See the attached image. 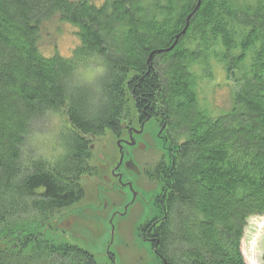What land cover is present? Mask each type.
Masks as SVG:
<instances>
[{
  "label": "trees",
  "instance_id": "trees-1",
  "mask_svg": "<svg viewBox=\"0 0 264 264\" xmlns=\"http://www.w3.org/2000/svg\"><path fill=\"white\" fill-rule=\"evenodd\" d=\"M54 18L75 28L69 55L39 45ZM216 68L232 91L215 112L202 96ZM130 108L165 124L137 227L158 264H247V219L264 215V0H0V237L18 238L0 264H97L45 233L84 197L92 138L119 136ZM56 116L47 152L39 137Z\"/></svg>",
  "mask_w": 264,
  "mask_h": 264
},
{
  "label": "rangeland",
  "instance_id": "rangeland-1",
  "mask_svg": "<svg viewBox=\"0 0 264 264\" xmlns=\"http://www.w3.org/2000/svg\"><path fill=\"white\" fill-rule=\"evenodd\" d=\"M77 43L78 38L72 25L59 22L56 18L43 24L39 45L44 53L50 54L57 48L60 54L69 55ZM215 70L214 79L204 84L205 94L202 98H205V103L216 112L230 106L232 83H225L224 73L220 69ZM82 73L85 76L89 75L87 70H82ZM63 120L64 118L60 116L54 117L53 123L47 126L48 134L39 137L40 147L47 152L51 151L54 145L55 132L60 126H64ZM126 123L138 127L137 114L132 108ZM157 124L158 122L150 119L145 123L142 133L136 135L145 138V147L140 145L134 148L123 144V148L130 152L134 150V155L132 152L131 155L136 165L146 164L150 169L148 174L144 172L140 176L135 173L128 175L129 179L136 182L134 188L142 191L147 200L143 201L137 196L134 203L124 208L131 196L125 188L111 185L109 173L112 169V161L118 159L119 154L116 136L107 131L101 136L92 138V156L89 160L92 170L81 178L84 188L83 199L53 216L50 220L52 231L49 234L46 232V237L49 236L55 243L68 241L88 249L93 253L97 264H110L112 258L115 264H158L151 245L143 240L137 231L138 225L152 211L150 196L159 188V183L153 176V168L167 158L166 138L163 132L159 131L160 127ZM141 137L137 139L141 141ZM103 200L107 201L106 206L103 205ZM38 225L40 224L35 222V229L45 230ZM17 240L15 233H7L4 239L0 237V247L13 248ZM241 247L247 264H261V254L264 249V215L257 214L247 219ZM30 250L34 252V248ZM39 258L40 261L36 264L50 262V259L47 260L44 255Z\"/></svg>",
  "mask_w": 264,
  "mask_h": 264
},
{
  "label": "flooded vegetation",
  "instance_id": "flooded-vegetation-1",
  "mask_svg": "<svg viewBox=\"0 0 264 264\" xmlns=\"http://www.w3.org/2000/svg\"><path fill=\"white\" fill-rule=\"evenodd\" d=\"M150 119L155 120V117H151V118H145L141 123L140 118L137 115V124L138 127H134V126H130L128 124H123V130L121 132V134L119 136H116V145L118 147V159H114L112 161V169H110V181L112 182L111 185H117L119 188L123 187L125 188V190L127 191L128 195L131 196L130 200L127 202V204L124 205V208L127 207V205H130L131 203H134L133 201L135 200V198L138 196L141 199H143V201H146L147 199H145L142 191L136 190L134 188V181L133 179H129L128 175H132V173H135L137 176H140L142 174H144V172L146 174H148L150 172L149 167H146V164H144L143 166H140L138 163L137 165L135 164V162L133 161V156L131 155V152L134 155V150H128L126 148H123V144H126L127 146H131V147H137L142 145L141 147H145V138L142 136H138L139 138L141 137V141L140 139H137L138 137H136V135L141 134L143 129H144V125L145 123H147ZM165 125V124H164ZM162 125L160 127V130L162 129V127L164 126ZM127 137H124L126 136ZM163 137V136H162ZM126 156V158H124ZM111 162V161H108ZM107 162V163H108ZM109 166V163L108 165ZM98 180V179H97ZM138 185V184H137ZM155 194L156 193H152V195L150 196V200H151V205H152V200H155ZM103 205L106 206L107 205V201L103 200ZM151 210H152V206ZM127 212V210H126ZM143 223V221H142ZM140 233H142V231L140 230V232H138L139 236L143 239L146 240L147 239L141 235ZM112 258V256H109ZM114 259H111L110 264H113Z\"/></svg>",
  "mask_w": 264,
  "mask_h": 264
},
{
  "label": "water",
  "instance_id": "water-1",
  "mask_svg": "<svg viewBox=\"0 0 264 264\" xmlns=\"http://www.w3.org/2000/svg\"><path fill=\"white\" fill-rule=\"evenodd\" d=\"M125 208H126V207H125ZM107 253H109V252H108V249H107ZM113 264H115V263L113 262Z\"/></svg>",
  "mask_w": 264,
  "mask_h": 264
}]
</instances>
